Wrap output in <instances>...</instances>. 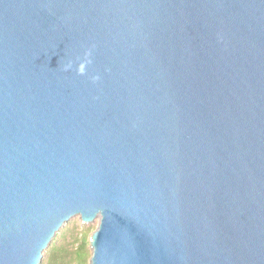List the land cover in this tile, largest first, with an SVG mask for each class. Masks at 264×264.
<instances>
[{
	"label": "water",
	"instance_id": "1",
	"mask_svg": "<svg viewBox=\"0 0 264 264\" xmlns=\"http://www.w3.org/2000/svg\"><path fill=\"white\" fill-rule=\"evenodd\" d=\"M77 214L90 264H264V0H0V264Z\"/></svg>",
	"mask_w": 264,
	"mask_h": 264
},
{
	"label": "trees",
	"instance_id": "2",
	"mask_svg": "<svg viewBox=\"0 0 264 264\" xmlns=\"http://www.w3.org/2000/svg\"><path fill=\"white\" fill-rule=\"evenodd\" d=\"M91 230V227H86L81 231L76 227L61 228L45 249L41 264H90Z\"/></svg>",
	"mask_w": 264,
	"mask_h": 264
},
{
	"label": "rangeland",
	"instance_id": "3",
	"mask_svg": "<svg viewBox=\"0 0 264 264\" xmlns=\"http://www.w3.org/2000/svg\"><path fill=\"white\" fill-rule=\"evenodd\" d=\"M99 220H100V216H97L91 222H83L81 216L79 214H77V215L72 216L61 228H63V227H68V228L76 227L77 230L81 231L86 227H91V229L93 230V231L92 230L90 231V238H91L92 233L98 227ZM89 248L92 251L91 243H89ZM44 256H43V259H44Z\"/></svg>",
	"mask_w": 264,
	"mask_h": 264
}]
</instances>
